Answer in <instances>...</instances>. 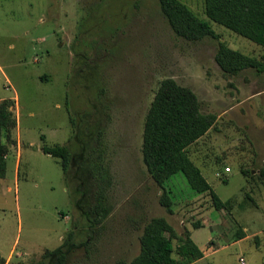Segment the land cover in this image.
<instances>
[{
	"label": "rangeland",
	"instance_id": "1",
	"mask_svg": "<svg viewBox=\"0 0 264 264\" xmlns=\"http://www.w3.org/2000/svg\"><path fill=\"white\" fill-rule=\"evenodd\" d=\"M180 1L220 39L178 37L159 0H0V103L9 101L13 118L3 136L0 264H56L47 253L71 231L77 236L66 264L131 263L154 217L173 226L168 236L175 245L186 228L192 232L206 254L194 264H240L241 258L264 264V184L258 176L264 74L226 76L215 60L220 42L262 61L264 48L210 21L204 0ZM167 78L193 90L204 113L218 116L215 128L188 151L215 193L231 202L227 210L216 211L210 196L194 192L182 173L162 188L148 172L145 117ZM81 110L90 112L99 137L92 151L96 157L102 152L111 177L105 193L110 214L91 239L61 164L42 152L44 145L75 150L70 116ZM89 186L94 204L98 186ZM165 191L173 213L160 204ZM195 222L204 226L194 229ZM245 229L248 237L240 241Z\"/></svg>",
	"mask_w": 264,
	"mask_h": 264
},
{
	"label": "trees",
	"instance_id": "2",
	"mask_svg": "<svg viewBox=\"0 0 264 264\" xmlns=\"http://www.w3.org/2000/svg\"><path fill=\"white\" fill-rule=\"evenodd\" d=\"M204 1L205 13L210 21L264 48V0ZM159 4L163 17L178 37L188 41L220 39L209 22L201 20L180 0H159ZM215 60L226 76L235 77L245 70L264 74V61L234 50L224 42L219 43ZM9 108V101L0 103V179H4L7 173L8 147L3 142V136L13 125ZM66 109L71 113L69 100ZM217 121L216 114L202 111L201 102L193 90L167 78L160 83L145 117L142 154L148 172L160 187L163 188L173 176L182 173L194 192L208 194L213 208L223 211L229 209L231 202L223 201L215 193L201 169L191 160L188 151L192 144L215 128ZM70 122L74 130L75 150L69 146L44 145L42 152L58 159L61 164L71 191V200L75 209L85 218L88 238L91 239L93 228L110 214L105 206V193L111 185L110 171L102 152L96 157V152L92 151L91 143L99 137L94 136L90 112L78 111L75 118L70 116ZM243 174L248 175V172L243 171ZM258 176L264 184V166ZM92 182L98 186L94 204L90 200L89 185ZM160 204L173 213V201L166 191L160 198ZM203 226L201 222L193 224L194 229ZM173 233V226L166 218H151L141 237L140 254L131 263L119 261L115 264H194L204 258V251L192 239V232L188 228L177 237V245L171 238ZM244 234L239 233V239L245 238ZM76 236V232H69L66 241L58 249L47 253L50 259L56 264H66L75 246Z\"/></svg>",
	"mask_w": 264,
	"mask_h": 264
},
{
	"label": "crops",
	"instance_id": "3",
	"mask_svg": "<svg viewBox=\"0 0 264 264\" xmlns=\"http://www.w3.org/2000/svg\"><path fill=\"white\" fill-rule=\"evenodd\" d=\"M19 147H20V146H19ZM20 149H21V147H20ZM19 153L21 154V151H20V150H19ZM244 232H245V234H244V235H245V238H243V239H239L240 241H241V240H244V239H246V238L248 237L247 234H246V233H247L246 229L244 230ZM239 240H238V241H239ZM205 255H206V254H205ZM204 257H205V256H204ZM8 261H9V260H8ZM199 261H200V260H199ZM197 262H198V261H197ZM195 263H196V262H195Z\"/></svg>",
	"mask_w": 264,
	"mask_h": 264
},
{
	"label": "built area",
	"instance_id": "4",
	"mask_svg": "<svg viewBox=\"0 0 264 264\" xmlns=\"http://www.w3.org/2000/svg\"><path fill=\"white\" fill-rule=\"evenodd\" d=\"M227 171L229 172V169H227ZM240 264H246V262H245V259H244V258H241V259H240Z\"/></svg>",
	"mask_w": 264,
	"mask_h": 264
}]
</instances>
